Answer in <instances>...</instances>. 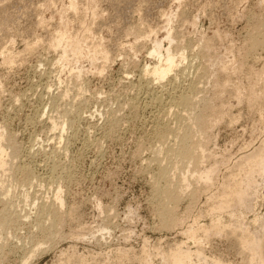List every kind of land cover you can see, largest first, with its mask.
<instances>
[{
	"label": "rangeland",
	"instance_id": "1",
	"mask_svg": "<svg viewBox=\"0 0 264 264\" xmlns=\"http://www.w3.org/2000/svg\"><path fill=\"white\" fill-rule=\"evenodd\" d=\"M73 1L9 0L10 3L6 6L10 8L12 5L11 9L14 8L12 11L20 20H18L20 25L17 27L18 34L15 39L12 38L15 43L11 45L13 46L12 50L21 51L25 43L32 42L31 40H34L35 37L47 39L48 33L51 34L54 29L57 30L58 23L61 26V24L64 25L71 21L68 31L73 32L74 25L72 23L74 22L72 21L75 18L78 17L75 22L82 18L80 21L85 20L86 23H90L94 18L93 20L98 23L109 12L100 10L102 15L99 14V11L96 12L97 14L91 15V5H88L86 11L82 8L85 14L80 9L78 11L81 13L73 14L74 18L72 13L68 12V5ZM149 1L148 7L143 9L145 13L143 10L140 14L133 13L131 3L129 4L128 1L121 3L123 5L121 10H125L124 12L127 10L128 19L126 20L128 23H126L130 25H136L140 18L147 17L153 34L148 33L146 36L141 34L140 39L133 35H123L120 39L121 48H119L121 51L107 53L110 58L108 57L106 63L100 57L95 62H91L89 56L80 58L72 55L68 56L67 60L58 61L60 50L64 46L52 51L48 49L46 40L45 43L43 42L44 45L40 43L41 45L36 47L34 55H29L30 58L29 56L19 58L13 64L15 66L6 64L5 66L4 63H1L3 59L0 57V130L2 129L5 134L12 135V138L14 137L12 147H19L20 150L21 155L19 154L17 159L15 156L12 157V152H10L12 148L11 150L7 149V154L11 153L8 156L9 159L12 158L11 161L14 162L13 159L16 158L15 164L22 161L27 167H30L34 179L32 185H27V187L21 184L19 178L18 182H12L8 171H0V264H23V258L29 256L30 251L34 249V244L41 242L42 238L43 242L49 241L46 245H42V248L40 247V251L29 260V264H140L141 256L148 257L151 264H166L162 259L163 254L173 245H179L181 242L186 243V247L191 250L193 264H214L213 259L220 264H246V259H244L246 257H243L244 260L239 257L238 245L233 241V237L214 233L207 235L200 231L196 242H187L183 232L192 224L193 226H197L198 223L206 227L210 226L212 220L218 217L217 213V215L213 212L211 214V209L217 202L218 196L213 199L211 197L220 194L221 184L228 176V170L230 167L232 168V164L237 161V158L255 146L257 147L264 140V129L259 121L258 113L246 103V96L243 97L242 102L236 105L233 95L230 97V94L223 92L225 95L223 94L224 96L221 97L216 93L215 86L218 79L222 80L221 78L224 79V76L229 74L226 84L228 90L232 92L233 87L240 86L246 90L247 94V87L250 83L249 79L247 80V73L250 72L248 70L254 69L260 72V69L263 68L261 71L263 73L264 49L259 47L255 48L256 50L251 49L250 52L249 37L255 33L264 36V0H237L235 8L231 10L232 13H229V8H232L230 0ZM3 2L0 0V8L3 6ZM88 9L89 11H87ZM183 12L186 22L180 23L178 17ZM165 13L172 18L169 26L167 23L165 24ZM28 15H30V19ZM163 15L164 17H162ZM35 16L40 19L44 18L50 27H47L48 29L38 27V19ZM63 20L64 23H61ZM23 21L26 23L24 24ZM261 21L263 22L261 23ZM166 28L173 30V35L180 31L177 34L178 40L176 39V42H172L171 45L185 51L187 58L183 65L190 64L192 69L187 70V76L176 74V72L171 73L170 76H174V79H165L164 84L163 82L160 85L155 84L152 86L153 89H149L145 87L146 83L142 81L139 72L144 65L150 67L155 65L156 60L148 55L155 38L162 40L164 49L168 47L167 41H163ZM31 31L32 33H30ZM0 36L5 41L7 38L9 41L11 38L1 31ZM208 39L213 40L209 41L210 44L208 43L210 51H208L209 47L207 50L205 49L206 56H208H204L205 60L200 57L199 59L196 57L199 46ZM178 45L186 46V48L178 47ZM89 46L88 44L85 47V51L90 50ZM244 52H249L248 55L250 53L251 55L247 56ZM200 60L206 64L205 74L201 70H198L199 73L197 72L196 68L201 63ZM222 64H228L230 66L227 65L228 70L231 69L226 73L223 71L224 76L221 75L222 71L219 67ZM206 70H209L208 73ZM261 72L260 74H262ZM219 74L221 78H219ZM257 74L254 78L259 76L260 79L264 76V74L263 76ZM216 79L217 81H215ZM259 79L255 83L253 82L257 86L262 83L263 78L261 81ZM152 80L151 77L149 81L153 84L157 82ZM171 80H173L172 87L175 85L173 88L169 84ZM192 81L198 86L197 90L193 92V97L196 99L194 102L197 106L196 111H193L195 114L200 112L203 102L208 103L206 113L210 112L209 115L215 114V111L218 113L220 105L224 101H228L230 106L227 110L228 114H216L218 118L220 116V119H217L212 128L207 129L206 134L202 136L203 142L205 141L204 143L207 144L199 168L204 170L215 168L210 185L203 190L201 184L197 186L193 183L190 190L194 191L193 189L197 186L195 190L198 191L194 194L196 197L193 196V200L190 199V193H188V197L181 196L180 200L182 198L183 200L175 208L178 214L177 218H181L182 221L177 222L178 224L176 223L177 225L175 224L173 228L165 229L160 225L153 198L152 176L156 171L155 165L150 162L154 152L158 149L153 134L157 122H161V120L163 121L160 124L166 123L171 129L175 128L174 125L177 126V121L173 119L174 112L181 111L182 115V109L172 105L171 97L179 94L182 89L185 91ZM66 89L67 91L69 89L70 94L67 100L55 99L62 95ZM172 89L175 91L173 92ZM169 91L172 92L169 93ZM165 92L169 93V96ZM156 95L162 98H158L159 96ZM155 97L160 102L162 101V104ZM203 106L205 105L203 104ZM64 113L65 115L62 117ZM111 117L116 118V123L110 127L107 119ZM50 118L55 121L60 118L59 121H56L60 122L59 131L51 129V122L46 120H50ZM168 119H170V123ZM196 137L195 140L201 139L198 134ZM171 144V140L167 142V146ZM1 145L6 151L4 140L1 141ZM155 147L156 149H154ZM41 148L44 152L40 150ZM49 157L50 159H48ZM54 167L56 169H53ZM60 169L62 170L60 171ZM177 174H179L176 175L177 178L181 176L180 173ZM255 179L256 190L252 200L245 208H238L234 212L237 215V220L242 224L241 229L237 227V237L242 235L243 230H247L245 232L254 237V234L260 229L261 224L259 223H264V175L257 176ZM189 180L191 181L190 178ZM59 186L64 189L62 190L63 207L60 210V224L49 230L51 223L48 220L47 223L46 220H43L42 223L44 228L47 227L46 231L47 229L49 232L52 231L48 232L49 234L55 235V238L51 236L52 242L49 238L44 240L48 234L43 235L36 227L37 218H39L37 209L40 201L54 202V189ZM26 196L28 198H24ZM6 207L9 209L8 213L4 211ZM71 209H73V214L69 216L68 212ZM229 214L230 211H227L220 216L221 221L227 227L226 231L236 227ZM255 217L257 223H254ZM3 225L4 227H2ZM35 249H39V247L35 245ZM197 250L202 253L201 259L196 257ZM119 254L122 255V259Z\"/></svg>",
	"mask_w": 264,
	"mask_h": 264
},
{
	"label": "bare ground",
	"instance_id": "2",
	"mask_svg": "<svg viewBox=\"0 0 264 264\" xmlns=\"http://www.w3.org/2000/svg\"><path fill=\"white\" fill-rule=\"evenodd\" d=\"M4 2H8L9 0H3ZM11 1V0H10ZM15 1V0H14ZM123 1H128V3L131 5V11L134 13H141V11L148 5V3L150 2L149 0H74L73 2H70L68 5V12L72 13V16L74 17L73 14L77 15L78 14V10L80 9H85L88 7V5H91L90 7V11L92 12L91 15H95L97 14L96 12L100 10L103 11H109L107 16L102 20L99 21L98 23L95 22V20H93L94 18H92V20L89 22H85L84 21H80L81 19H78L79 21L75 22V18L72 22L74 25V31L70 32L68 31V25H69V21L68 23H64L60 24L58 23L57 30L55 31V29L52 31V33H48L49 37H47V39H39L38 37L34 40H31L32 42H26L28 40H26L25 45L23 47V49H21V51H14L12 50L13 44V40L15 39V37L17 36V27H19V23L18 20L15 16V13L12 11V9L14 10V8L11 9L7 7L6 5L9 4L10 2H6V4H4L3 2V6L0 8V31L4 32V34H7L8 36H10V40L5 41L3 39L2 34L0 36V57L3 59L4 65H13L19 58H23V57H27V56H31L35 54V51L37 50L36 47L38 48V45H41L40 43H45V40L48 41L47 47L49 50H57L58 48L64 46L66 48H60V54H59V59L58 61H62V60H67L68 56L72 55L75 57H84V56H89V59H91V62H95L96 59H98L100 57L101 60H103L104 63H106V61L108 60L109 54L107 53H111V52H119L121 51V37H123V35H133V37L140 39V35L141 34H145V36L149 33V34H153V29L150 26L151 24H149V21L147 19V17H142L140 18L138 24H134V25H130L127 24L128 19L127 17V10L126 12H124L123 10H121V7L123 5H121V3ZM133 1V2H132ZM163 1V0H162ZM173 2L175 0H172ZM180 1V0H179ZM178 1V2H179ZM183 1V0H182ZM194 1V0H193ZM221 1V0H220ZM229 1V0H228ZM245 1V0H244ZM18 2V1H17ZM50 2V1H49ZM83 3L82 5H80L79 3ZM168 2V1H167ZM15 3V2H14ZM125 3V2H124ZM123 3V4H124ZM152 3V2H151ZM159 3V2H158ZM157 3V4H158ZM224 3V2H223ZM231 6L232 8H229V13L231 12V10L233 8H235V4L237 3V0H230ZM50 4V3H49ZM128 4V6H130ZM155 4V3H154ZM161 4V3H160ZM180 4V3H179ZM210 4V3H209ZM215 4V3H214ZM2 5V4H1ZM16 5V4H15ZM121 5V6H120ZM126 5V3L124 4ZM187 5V4H186ZM208 5V4H207ZM225 5V4H223ZM238 5V4H237ZM34 6V5H33ZM127 6V8H128ZM150 6V5H149ZM160 6V5H159ZM190 6V5H189ZM226 6V5H225ZM19 7V6H18ZM21 7V5H20ZM24 7V6H23ZM148 7V6H147ZM158 7V6H157ZM206 7V6H205ZM219 7V6H218ZM22 8V7H21ZM29 8V7H28ZM156 8V6H155ZM179 8H181L179 6ZM15 9H17L15 7ZM19 9V8H18ZM27 9V8H26ZM34 9V8H33ZM83 9L81 11H83ZM124 9V8H123ZM130 9V8H128ZM134 11H133V10ZM152 9V7H151ZM29 10V9H28ZM26 10V11H28ZM146 10V9H145ZM153 10V9H152ZM17 11V10H15ZM30 11H32V9H30ZM35 11V10H34ZM42 11V10H41ZM81 11L79 13H81ZM89 11V9L87 10ZM130 11V12H131ZM144 11V10H143ZM142 11V12H143ZM159 11V10H158ZM157 11V12H158ZM164 11V10H163ZM22 12V11H21ZM20 12V13H21ZM25 12V11H24ZM29 12V11H28ZM37 12V11H36ZM84 12V11H83ZM90 12V13H91ZM131 12V13H132ZM148 12V11H147ZM17 13V12H16ZM27 13V12H26ZM31 12H29L30 14ZM130 13V14H131ZM145 13V11L143 12ZM149 13V12H148ZM156 13V12H155ZM211 13V12H210ZM232 13V12H231ZM32 14V13H31ZM35 14V12H34ZM33 14V15H34ZM38 14V13H37ZM41 14V13H40ZM83 14V13H82ZM85 14V12H84ZM151 14V13H150ZM161 14V13H160ZM166 14V13H165ZM169 14V13H168ZM17 15V14H16ZM26 15V14H25ZM32 15V17H33ZM36 15V14H35ZM43 15V14H42ZM102 15V14H101ZM100 15V16H101ZM106 15V14H105ZM148 15V14H147ZM154 15V14H153ZM167 15V14H166ZM164 17V15L162 17L165 18V24L167 23V25L169 26L170 21H171V16L167 15ZM172 15V14H171ZM21 16V15H20ZM40 16V15H38ZM37 16V17H38ZM70 16V15H69ZM79 16V15H78ZM83 16V15H82ZM81 16V17H82ZM85 16V15H84ZM130 16V15H129ZM139 16V15H138ZM22 17V16H21ZM29 19H30V15H28ZM27 17V18H28ZM31 17V18H32ZM36 17V16H35ZM36 17V18H37ZM44 17V16H43ZM93 17V16H92ZM95 17V16H94ZM132 17V16H131ZM149 17V16H148ZM161 17V18H162ZM19 18V17H18ZM25 18V16H24ZM24 18H21L22 20H24ZM26 18V19H27ZM71 18V17H70ZM179 18V22L180 23H185L186 22V17L184 12L180 15ZM25 19V20H26ZM34 19V18H32ZM37 26L45 29L49 24L46 22V20L42 17L37 18ZM62 19V18H60ZM160 19V18H159ZM193 19V18H192ZM262 19V18H260ZM48 20V19H47ZM70 20V19H69ZM20 21V20H19ZM88 21V20H87ZM264 21V20H263ZM261 21V23L263 22ZM24 22V21H23ZM51 22V21H50ZM60 22V21H59ZM127 22V23H126ZM192 22H194L192 20ZM26 23V21L24 22V24ZM21 24V23H20ZM33 24V23H32ZM71 24V25H72ZM192 24V23H191ZM35 25V23H34ZM33 25V26H34ZM166 25V26H167ZM182 25V24H181ZM185 25V24H184ZM182 25V26H184ZM195 25V24H194ZM55 26V25H54ZM187 26V25H186ZM262 26V25H259ZM264 26V24H263ZM29 27V25H28ZM27 27V28H28ZM35 27V26H34ZM72 27V26H71ZM180 27V26H179ZM52 28V27H51ZM175 28V27H173ZM192 28V27H191ZM48 29V28H47ZM46 29V30H47ZM72 29V28H71ZM76 29V30H75ZM45 30V31H46ZM44 31V32H45ZM49 31V30H48ZM51 31V30H50ZM155 31V30H154ZM173 30H171L170 28L167 29L166 28V35H164V39L163 41H167L168 43V47L166 49L163 48L162 46V40H158V39H154L153 40V45L151 47V49L149 50L150 52L148 53V55L152 56L156 62L155 65L153 66H148V65H144L141 69H140V76L142 78V81L146 83L147 88L149 89H153L154 87H152L153 85H160L162 84V82L165 79H174L172 77V75L170 76L171 73H175L176 74L180 73L182 76L186 75V72L188 69H192V66L189 65H183L185 62V59L187 57H185V51L182 49H178L177 46L174 47L172 46V42H176V39L178 40V33L180 32H175L176 34L173 35ZM218 32V31H217ZM21 33V32H20ZM19 33V35H21ZM32 33V31L30 32ZM29 34V33H28ZM35 34V33H34ZM33 35V34H32ZM37 35V33H36ZM44 35H46L44 33ZM7 36V37H8ZM31 36V35H30ZM144 36V35H143ZM144 36V37H145ZM215 36V35H214ZM5 37V36H4ZM14 37V39H12ZM40 37V36H39ZM148 37V36H147ZM180 37V36H179ZM24 38V37H23ZM134 38V39H135ZM163 38V37H162ZM250 38V52L251 49L256 50L255 48H263L264 49V36L263 35H259L258 34H254L252 35ZM125 39V38H124ZM145 39V38H142ZM148 39V38H147ZM182 39V38H180ZM186 39V38H184ZM25 40V39H24ZM23 40V41H24ZM213 41L212 39H208V40H203L204 42H202L203 44H201V46H199V51L198 54L196 55V57H200L201 59L204 58V60L206 59V54L207 51H205V49L207 50L209 47V41ZM133 41V40H132ZM138 41V40H137ZM140 41V40H139ZM146 41V40H145ZM148 41V40H147ZM192 41V40H191ZM136 42V41H135ZM185 42V41H184ZM245 42V41H244ZM249 42V41H248ZM44 43L42 45H44ZM178 43V41H177ZM182 43V42H181ZM193 43V42H192ZM209 43V44H208ZM65 44V45H63ZM88 44L90 45L88 48L90 49L88 51H85V47L88 46ZM180 44V42L178 43ZM126 45V44H125ZM129 45V44H128ZM141 45V44H140ZM182 45V44H181ZM181 45H178V47H181ZM196 46V47H198ZM91 47V48H90ZM120 47V48H119ZM128 47V46H127ZM137 48V47H136ZM145 48V47H144ZM181 48H186V46H182ZM190 48V47H189ZM195 48V47H194ZM140 49V48H139ZM164 49V50H163ZM191 50V49H190ZM262 50V49H261ZM40 51V50H39ZM193 51V50H192ZM208 51H210V47L208 49ZM248 51V50H245ZM38 52V51H37ZM36 52V53H37ZM243 52V51H242ZM121 53V52H120ZM123 53V52H122ZM134 53V52H133ZM245 55H248L249 52H244ZM243 53V54H244ZM115 55V54H114ZM29 56V58H30ZM149 56V57H150ZM202 56V57H201ZM206 56V57H204ZM257 56V55H256ZM191 57V56H190ZM243 57V56H241ZM42 58V57H41ZM110 58V57H109ZM194 58V57H193ZM199 58V59H200ZM244 58V57H243ZM246 58V57H245ZM25 59V58H24ZM31 60V59H30ZM42 60V59H41ZM134 60V59H133ZM194 60V59H193ZM26 61V60H25ZM198 61V60H197ZM201 61V60H200ZM241 61V60H240ZM264 61V60H263ZM49 62V61H48ZM39 63V62H38ZM96 64V63H95ZM186 64V63H185ZM192 64V63H191ZM5 65V66H6ZM21 65V64H20ZM108 65V63H107ZM181 65H183L182 67H180ZM193 65V64H192ZM196 65V64H195ZM228 65V64H227ZM226 64H222L221 66H219L221 68V75H223V71L226 73V71L228 72V68H227ZM3 66V65H1ZM15 66V65H13ZM208 66V65H207ZM263 66V65H262ZM12 67V66H11ZM103 68V66H101ZM100 67V68H101ZM228 67H230L228 65ZM264 67V66H263ZM9 68V67H8ZM7 69V68H6ZM197 72L199 73L201 70V72L203 71V74L205 69H206V64L203 63V61H201L200 64H198L197 66ZM10 70V69H9ZM102 70V69H101ZM220 70V69H219ZM254 70V69H253ZM253 70H248L249 73H247V80L249 79L250 83L247 87V94H246V90L240 86H236L233 87L232 92L228 90V86L227 84V79H228V75L226 78V75L224 76V79L221 78V75L219 78H221L222 80L218 79V82L215 83L216 86V93H218L219 95H221V97H223L226 93L230 94V97L234 96V100L237 103L242 102V99L244 96H246V103L249 105V107L252 110H255L258 113L259 116V121L262 125V128L264 129V71L263 73L261 72L263 70L260 69V72L262 74H260L259 71H255L253 72ZM207 71V70H206ZM209 71V70H208ZM207 71V73H208ZM218 71V72H221ZM256 72V73H255ZM188 73V72H187ZM259 73L260 75H262L263 77L259 76L258 78L254 76H256V74ZM191 74V72H190ZM189 74V75H190ZM196 74V73H195ZM218 74V73H217ZM216 74V76H217ZM255 74V75H254ZM257 74V75H259ZM180 75V76H181ZM179 76V78H180ZM181 76V77H182ZM184 76V77H185ZM199 76V75H198ZM208 76V75H207ZM222 76V77H223ZM151 77L153 78V82L154 80H156L157 82H154V84L152 82L149 81V79H151ZM172 77V78H171ZM189 77V76H188ZM177 78V77H176ZM183 78V77H182ZM259 79L261 81L262 79V83L259 84L257 86V84H254L255 81L257 79ZM181 79V78H180ZM215 79V78H214ZM217 79L215 81H217ZM255 79V80H254ZM197 80V79H195ZM204 80V79H203ZM210 80V78H209ZM173 80L169 81V84H171L170 86L172 87V82ZM200 81V80H199ZM254 82V83H253ZM177 83V82H176ZM190 83V82H189ZM164 84V82H163ZM200 84V83H199ZM69 85V84H68ZM163 86V85H162ZM160 86V87H162ZM169 86V87H170ZM175 85H173L174 87ZM177 86V85H176ZM203 86V85H202ZM235 86V85H234ZM165 87V85H164ZM172 87V88H173ZM197 84L195 82H191L187 89L184 91L182 88V91L179 92V94H173L170 98V100L172 101V105L176 106L177 108L180 107L182 109V115H181V111L178 112H174V116L173 119H175L177 121V126H175V128L171 129L170 126L166 123L160 124L163 120H161V122H157L156 126H155V132H154V140H156V146L158 149L156 152H154L155 154L153 155V158L151 160V164L155 165V173L152 176L153 179V191H154V195L153 198L155 200L156 203V210L158 214L157 216L159 217V221H160V225L162 228L165 229H170L173 228V226L179 222L181 220L178 219V214L175 211V208L178 204H180V201L183 200V196L186 195L188 197V193H190V199H192V197L194 196V194L198 191H196L195 189L197 188V186L199 184H201L204 189H207L208 186L210 185L211 182V177L213 175V173L215 172V168L211 167L208 168L206 170L199 168V165L202 163V159H203V152L205 150V144L203 142L202 136H204V134H206V131H208L207 129L212 128V126L214 125V122L217 121V119H220V116L218 118L217 115H225L228 114L227 110L230 106V103L228 101H224V103H221V107L219 108L218 113L215 114H210V112H207L208 107H206V103H202L205 106H200L201 110L199 113L195 114L194 112L196 111L195 109H197V106L195 104V97H193V92H195V90H197ZM167 88V87H165ZM164 88V89H165ZM176 88V87H175ZM180 88V87H179ZM258 88V89H257ZM162 89V88H161ZM161 89L159 90V92L161 91ZM171 89V88H170ZM180 89V90H181ZM146 90V88H145ZM168 90V89H167ZM166 90V92H167ZM173 90V89H172ZM205 90V89H204ZM46 91V90H45ZM69 91V89H68ZM67 91V89L65 90V92L58 96V98L55 99H60V100H67V98L69 97V92ZM155 91V90H154ZM163 91V90H162ZM165 91V90H164ZM175 90H173L174 92ZM135 92V91H134ZM165 92V93H166ZM172 91H169V93ZM200 92V91H199ZM225 94H224V93ZM162 93V92H161ZM169 93H166L169 96ZM178 93V92H177ZM224 94V95H223ZM145 95V94H144ZM162 95V94H161ZM197 95V94H196ZM215 95V94H214ZM233 95V96H232ZM81 96V95H80ZM153 96V95H152ZM157 97L159 95H156ZM195 96V95H194ZM200 96V95H198ZM218 97V95H216ZM83 97V96H82ZM143 97V96H142ZM155 97V99L157 98ZM206 97V96H205ZM52 98V97H51ZM84 98V97H83ZM132 98V97H131ZM153 98V97H152ZM158 98H162L161 96H159ZM156 99L159 101V99ZM212 98V97H211ZM219 98V97H218ZM78 99V98H77ZM80 99V98H79ZM85 99V98H84ZM154 99V100H155ZM167 99V98H166ZM195 99V100H194ZM222 99V98H221ZM220 99V100H221ZM228 99V98H227ZM233 99V98H231ZM17 100V99H16ZM59 100V101H60ZM75 100V99H74ZM81 100V99H80ZM136 100V99H135ZM162 100V99H161ZM169 100V101H170ZM213 100V99H212ZM216 100V99H215ZM230 100V99H229ZM168 101V100H166ZM170 101V102H171ZM202 101V100H201ZM200 101V102H201ZM205 101V100H204ZM209 101V100H207ZM223 101V99L221 100ZM231 101V100H230ZM64 102V101H63ZM157 102V101H155ZM160 102V101H159ZM158 102V103H159ZM162 102V101H161ZM160 102V104H162ZM165 102V101H164ZM197 102V101H196ZM234 102V103H235ZM65 103V102H64ZM76 103V102H75ZM167 103V102H166ZM244 104V103H243ZM59 105V104H58ZM78 105V104H77ZM135 105V104H134ZM198 105V104H197ZM210 105V104H209ZM234 105V106H236ZM145 106V105H144ZM232 106V105H231ZM239 106V105H238ZM64 107V106H63ZM59 108V107H58ZM136 108V107H135ZM146 108V107H145ZM163 108V107H162ZM161 108V109H162ZM236 108V107H235ZM55 109V108H54ZM157 109V108H156ZM160 109V108H159ZM164 109V108H163ZM179 109V108H178ZM247 109V108H246ZM250 109V110H251ZM249 110V109H248ZM249 110V111H250ZM145 111V110H144ZM171 111V110H170ZM177 111V110H175ZM194 111V112H193ZM212 111V110H211ZM230 111V110H229ZM246 111V110H245ZM54 112V111H53ZM52 112V113H53ZM58 112V111H57ZM65 112V111H64ZM70 112V111H69ZM157 112L159 113V111L157 110ZM161 112V111H160ZM168 112V111H167ZM172 112V111H171ZM184 112V113H183ZM227 112V113H226ZM248 112V111H247ZM44 113V112H43ZM152 113V112H151ZM212 113V112H211ZM225 113V114H224ZM249 113V112H248ZM254 113V112H253ZM58 114V113H57ZM60 114V113H59ZM110 114V113H109ZM160 114V113H159ZM184 114V115H183ZM217 114V115H216ZM44 115V114H43ZM65 113L63 114L62 117H64ZM73 115V114H72ZM80 115V113H79ZM113 115V114H112ZM132 115V114H131ZM167 115V114H166ZM165 115V116H166ZM172 115V114H171ZM231 115V114H230ZM257 115V114H256ZM47 116V115H46ZM153 116V115H152ZM155 116V115H154ZM252 116V115H251ZM57 117V116H56ZM119 117V116H118ZM254 117V115H253ZM41 118V117H40ZM67 118V116H66ZM81 118V117H80ZM90 118V117H89ZM170 118V117H169ZM222 118V117H221ZM258 118V117H257ZM60 120V118H58ZM78 119V118H77ZM233 118L231 117V120ZM41 120V119H40ZM47 122H51V129L53 131L57 130L59 131V123H57L55 119L50 118V120L46 119ZM80 120V119H79ZM109 120L108 126H113L116 123V118H109L107 119ZM170 119H168L169 122ZM254 120V119H252ZM157 121V120H156ZM174 121V120H172ZM174 121V122H176ZM233 121V120H232ZM258 121V122H259ZM154 122V121H153ZM231 122V121H230ZM256 122V121H255ZM170 123V122H169ZM259 123V124H260ZM124 124V123H123ZM174 124V123H173ZM176 124V123H175ZM253 124V123H252ZM256 124V123H254ZM117 126V125H115ZM260 126V125H259ZM118 127V126H117ZM152 127V126H151ZM173 127V126H172ZM115 128V127H114ZM152 131V130H151ZM253 131V130H252ZM257 131V130H256ZM62 132V129H61ZM60 132V133H61ZM110 133V132H109ZM254 133V132H253ZM14 134V133H13ZM199 135V137L201 136L200 140H195L194 138H197L196 135ZM108 135V134H106ZM113 135V134H112ZM14 138V137H13ZM12 135L10 134H5L3 133V130H0V171L1 172H5L8 171L11 181H17L18 178L21 181V184H24V186L27 185H32L33 183V177H32V172L29 169L30 167H27L25 163H22V161L19 163H14L16 160V158L18 159L19 154H20V150L19 147L15 148L12 147L13 146V142H12ZM251 139V138H250ZM4 140V146L6 148H3V146L1 145V141ZM172 141L171 145L167 146V142ZM151 142V141H150ZM249 142V141H248ZM100 143V142H98ZM153 143V142H152ZM155 145V144H154ZM258 145V144H257ZM15 146V145H14ZM148 146V145H147ZM246 146V145H245ZM17 147V146H16ZM41 147V146H40ZM156 147L154 149H156ZM12 148V157L15 156L16 158H14V162H12V158L11 160L9 159L7 154V149L11 150ZM21 148V147H20ZM44 148V147H43ZM148 148V147H147ZM244 148V147H243ZM249 148V146H248ZM24 149V148H23ZM22 149V150H23ZM58 149V148H57ZM153 149V148H152ZM151 149V151H152ZM32 150V149H31ZM42 150V148L40 149ZM54 150V149H53ZM243 150V149H242ZM241 150V151H242ZM246 150V149H245ZM43 151V150H42ZM52 151V150H51ZM29 152V151H28ZM31 152V151H30ZM44 152V151H43ZM62 152V151H61ZM47 153V152H46ZM53 153V152H52ZM33 154V153H32ZM45 155V153H43ZM54 154V153H53ZM153 154V153H152ZM21 155V154H20ZM23 155V154H22ZM43 155V156H44ZM50 156V155H49ZM24 157V156H22ZM33 157V155H32ZM52 157V156H51ZM26 158V157H25ZM37 158V157H36ZM54 158V157H53ZM52 158V159H53ZM151 158V157H150ZM50 159V157L48 158ZM22 160V159H21ZM50 161V160H49ZM53 161V160H52ZM24 162V161H23ZM43 162V161H42ZM45 162V161H44ZM149 162V161H148ZM31 163V162H30ZM52 163V162H51ZM55 163V162H54ZM46 164V163H44ZM53 164V163H52ZM33 165V164H32ZM149 165V164H147ZM39 166V165H38ZM48 166V165H47ZM53 166V165H52ZM150 166V165H149ZM51 168V167H50ZM148 168V166H147ZM33 169V168H32ZM53 169H56L55 167ZM52 169V170H53ZM58 169V168H57ZM62 169H60L61 171ZM64 170V169H63ZM54 171V170H53ZM52 171V172H53ZM69 171V170H67ZM228 176L223 180L222 184H221V190H220V194L218 193L217 195L215 194L214 197H211V199L215 198L216 196H218V200L215 203V205L212 207L211 209V214L213 213H217L219 215H217L218 217L213 219L210 226H204L203 224H197V226H192L188 227V229L186 231L183 232V235L186 236V239L188 240L187 242L191 241V242H196V240H198V233L203 232V234L207 235L209 233H214L217 235H227L230 236L231 238H234V242L236 245H238V254L239 257H242L240 259H243V257H246L244 259H246V264H264V223H259L260 225V229L254 234V237L250 236L247 232V230H243L244 232H242V235L240 237H237V227L238 228H242V224L239 223V221L237 220V215L234 213L238 208H245L247 206V204L252 200L253 194L256 190V179L255 177L257 176H262L264 175V140H262L260 142V144L255 148H252L250 151L245 152L244 154H242L239 158H237V161H235L234 164H232V168L230 167V169L228 170ZM56 172V171H55ZM65 172V171H64ZM72 172V171H71ZM154 172V171H153ZM32 173V174H31ZM69 173V172H68ZM177 173H180L181 176L180 177H176V175H179ZM51 174V173H50ZM56 175V173H54ZM152 175V174H151ZM69 176V175H68ZM150 176V175H149ZM148 176V177H149ZM58 177V176H57ZM72 177V176H70ZM69 177V178H70ZM36 178V177H35ZM150 178V177H149ZM189 178L191 179V181L189 180ZM58 179V178H57ZM36 180V179H35ZM60 180V179H59ZM68 180V178H67ZM40 181V180H39ZM42 181V180H41ZM61 181V180H60ZM69 181V180H68ZM71 181V180H70ZM11 182V184H12ZM18 182V181H17ZM16 182V183H17ZM62 182V181H61ZM60 182V183H61ZM15 183V182H14ZM15 183V184H16ZM38 183V182H37ZM70 183V182H69ZM68 183V184H69ZM196 184V188L193 189L194 191H192V189L190 190V187L192 184ZM9 184V185H11ZM13 184V185H15ZM19 184V183H17ZM21 184H19L21 186ZM36 184V183H35ZM40 184V183H39ZM66 184V183H65ZM1 185V184H0ZM38 185V184H37ZM41 185V184H40ZM12 186V185H11ZM23 186V185H22ZM28 187V186H27ZM24 188V187H23ZM56 188V187H55ZM55 190V194H54V202L51 201V203H49V201L47 202H41L38 203V213H37V218L38 221L36 222V227L37 229L40 230V232L43 233V235H45L46 233L48 234L44 239L47 240L48 238L51 239L52 237L55 238L53 236V234H49L52 231H47L45 230L46 228H44V224L43 220H47L51 223V227L49 228H56V226L58 224H60V210L63 207V197H62V190L61 187H57V189ZM64 192V191H63ZM219 192V191H218ZM27 194V193H26ZM152 194V193H151ZM155 196V197H154ZM181 196L183 197L182 200ZM196 197V196H194ZM193 197V198H194ZM24 198H28L27 196ZM151 199V198H150ZM46 200V199H45ZM44 200V201H45ZM193 200V199H192ZM191 200V201H192ZM151 203V202H150ZM193 203V202H192ZM35 204V203H34ZM74 208V207H72ZM4 211L6 213H8L9 209L6 207L4 208ZM189 211V210H188ZM230 211V218L233 219L234 225L236 227H232L231 229H229L228 231H226L227 227L224 225V223L221 221V214L224 212ZM213 212V213H212ZM69 216H72L73 214V209H71L68 212ZM215 215V216H216ZM180 217V216H179ZM71 218V217H70ZM235 218V219H234ZM42 221V222H41ZM182 221V220H181ZM180 221V222H181ZM197 221V220H196ZM194 221V223L196 222ZM257 221L256 217L254 220V223ZM197 223V222H196ZM257 223V222H256ZM178 224V223H177ZM176 224V225H177ZM196 225V224H195ZM4 227V225L2 226ZM259 227V226H258ZM246 231V232H245ZM49 232V233H48ZM52 236V237H51ZM44 237V236H43ZM229 237V238H230ZM185 238V237H184ZM43 239V238H42ZM41 239V242H36V244H34V249H32L30 251V254L28 257H25V259L23 258V264H29V260L37 253L40 251V247L42 248V245H46L47 242L49 240H47V242H43V240ZM36 241V240H35ZM52 241V239H51ZM50 241V242H51ZM53 242V241H52ZM186 242V241H185ZM26 244V243H25ZM194 244V243H193ZM22 245V244H21ZM35 245L36 247H39V249H35ZM193 246V245H192ZM27 248V247H26ZM169 249V248H168ZM198 249V248H197ZM22 250V249H21ZM193 250V249H192ZM195 250V249H194ZM28 252V251H27ZM195 252V251H192ZM247 253V255H245V253ZM196 257H200L198 259H201V255L202 253L197 250L196 251ZM191 250H189L186 247V243L181 242L179 245H173L172 248H170L168 251H166L163 254V260L166 264H193L191 261ZM28 255V254H27ZM121 256L122 259V255L119 254ZM117 255V257L119 256ZM125 255V254H124ZM120 258V257H118ZM126 258V256H125ZM243 259V260H244ZM120 260V259H119ZM71 261V260H70ZM69 262V261H68ZM244 262V261H243ZM65 263V262H64ZM139 263L140 264H151L150 260L148 259V257H143L141 256L139 259ZM213 263L214 264H220L217 260L213 259ZM68 264V263H67ZM70 264V263H69ZM119 264V263H118Z\"/></svg>",
	"mask_w": 264,
	"mask_h": 264
}]
</instances>
